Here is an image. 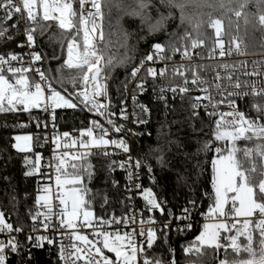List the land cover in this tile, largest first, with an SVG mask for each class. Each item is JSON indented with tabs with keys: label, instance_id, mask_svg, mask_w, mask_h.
<instances>
[{
	"label": "snow or ice",
	"instance_id": "snow-or-ice-1",
	"mask_svg": "<svg viewBox=\"0 0 264 264\" xmlns=\"http://www.w3.org/2000/svg\"><path fill=\"white\" fill-rule=\"evenodd\" d=\"M74 3L76 0H22L23 7L21 8L14 0L0 2V9L5 11V16L0 17V41L12 38L8 33L9 27H19L17 23L12 25L6 23L7 20H13L16 13L21 14V17L26 21L27 44L20 45L21 47L35 48L36 31L38 29L43 31L44 28L50 26L41 24V19L45 22H54L61 30L59 39L62 47L66 45V58H63V65L68 69L76 70L75 75L70 76V80L82 88L72 94L73 98H65L51 86L50 82H47L46 74L39 68L35 69L40 76L39 82L27 76L31 66L28 68L22 66V55L14 52L6 55L0 54V113L21 111L30 113L32 109L49 112L51 109L49 114L55 121L57 108L76 109L83 105V109L106 117L107 123L112 126V129L121 132L123 125H117L112 119L116 113L110 111L111 101L106 86L109 74L105 69L114 68L117 63H124V60L116 61L109 55L111 42L106 39L103 31L104 3L102 0H78L79 11L74 8ZM164 3L166 7L175 8L180 12L181 21L192 26L195 36L186 33L180 37L183 42L180 46L175 43H169L167 46L159 42L154 43L152 52L141 60L139 67H135L131 71L130 81L137 80L141 68L146 62L155 64L157 61L171 60L172 56L167 54L169 51L172 54L180 53L182 59L191 61L193 50L198 47H208V42H210L209 58H215L216 49L220 50V57L231 56L233 52L236 55L247 54L246 46L242 48L243 40L239 35L241 20L245 26L249 24L253 27L259 26L260 30L264 31V0H164ZM191 7L200 9V11L196 15H191L189 13ZM252 7H255V12L250 10ZM37 8L42 10V14L35 11ZM149 8L150 0H132V3L125 7V11L126 14L138 16L142 21L148 23L150 32L161 31L169 17L161 16L155 23H151V18L148 15ZM204 9L208 11H204ZM232 17H235L236 20L234 21ZM225 20L227 24H225ZM205 25L213 30V35H207L202 31ZM233 25L236 27L235 35L232 33ZM224 36L232 37L228 41L227 51H225ZM101 45L103 46L101 47ZM28 54L32 57L33 63L42 60L41 55L35 51ZM13 62H17L21 66H16ZM239 63L241 67H245L243 61ZM260 64L261 62H253L252 71L243 72V75H264ZM207 67V65L191 63L179 65L173 63L171 69L165 66L159 69V72L154 67H147L146 73L139 75V82L135 84L131 98L133 103H136L137 93L142 94L146 91L147 77L153 79L157 75L164 77L169 70L184 78L183 86L173 87L170 91L174 94L177 92L187 94L193 89L187 87L189 79L185 73L189 71L192 73L190 83L195 86L196 90L205 93L203 96L193 98L196 101L191 105L194 115H199L195 111L197 109L203 108L208 111L211 108L212 111L208 112V115L219 116V119L214 121V140L225 141L226 146L223 151L220 147H216L218 158L212 160L214 203L208 209L207 218L213 222L203 225V230L195 238V241L184 248L185 254L196 257L190 264H200V257L206 254V248L215 249L217 253L220 249H224L223 259L217 255L219 264H264V168H258L256 161L257 157L264 160V108L257 106L256 111L259 113L260 119L249 118L246 113L236 109L235 100L231 99L249 94L264 96V89L256 87L255 82L242 81L239 77L233 81L231 72H226L225 76H221L217 72L214 81L221 82L210 84L206 78L199 74ZM219 67L228 70L235 68L236 65L222 63ZM5 72L10 75L6 77ZM13 80L14 82H12ZM225 80L226 84L222 82ZM130 81L124 82L125 90H127ZM248 89L251 91L249 92ZM164 91L166 89H161L160 99H165ZM217 96L221 99H216ZM101 97L108 102H102ZM205 100L207 103L203 102ZM221 104H227L233 111L229 112L227 116L223 112H219ZM140 107L143 112H148L147 107L143 105ZM119 116L122 120L129 119L126 107L121 108ZM227 117H231V119ZM134 122L146 123L143 119ZM92 125L80 133L81 137L88 139L77 140L71 138L69 133H63L65 140L62 147L64 149L75 145H78L79 149H83V151L75 153L64 151L60 156L54 157L58 161L55 164L56 171L60 173L56 177L57 188L60 189L64 185L73 187L57 195L59 204L64 206L59 212L53 211L51 189L48 187L41 189L43 194H38L35 200L37 210L35 213H30L33 231L37 233L49 230L60 231L61 239L64 235L68 236L70 243L68 245L61 243L59 249L64 264H137L138 259L141 258L143 264H167L159 259H149L144 256L146 250L152 249L156 243L157 230L145 229L143 221H141L140 235L145 237L143 243L147 249L136 243L134 234L121 235L119 232L110 233L103 229L96 230V225L93 223L96 218L90 210V201L87 200L89 190L83 179L85 175L89 179L93 175L89 158L100 154L92 152L91 149H104L103 155L108 156L111 155L107 151L109 146H114L124 153H128L129 148L123 139H108L110 129H105L97 121H93ZM25 126L21 125V127ZM37 126H39V122ZM13 139L15 143L12 147L17 152L32 151L33 137L31 135H16ZM59 139L60 136L57 134L51 141L57 148L61 147L60 144H57ZM69 140L71 143L68 142ZM240 140L254 141L255 147L241 148L237 143ZM206 147L211 150V145H206ZM70 159L80 162L69 163ZM40 160V155H36L35 161L25 157V167L28 169L24 173L25 176L34 175ZM130 164L131 158L128 161V165ZM120 167L128 171V178L132 180L133 173L130 167H126L124 163ZM135 167L140 168L141 164L137 162ZM135 187L140 189L141 185L136 184ZM230 193L232 195H229ZM143 195L149 212L159 211L161 215L164 214L163 204L150 190H143ZM69 203L71 204L70 209ZM229 205L230 207H228ZM193 206H195L194 202ZM56 216L60 218L58 225L54 222ZM253 217L255 219H252ZM180 219H191L190 210L185 209L184 216ZM135 222L133 218L120 220L113 218L108 222L99 221L100 224L116 223L125 224V226L127 223ZM82 227L93 228V235L102 237V239L92 240L86 235L79 234L77 230ZM164 227L168 228L169 225L165 224ZM186 227L191 228L192 225L189 224ZM22 230V228H14L12 224L7 223L4 214L0 212V232L11 233ZM254 232L259 235L258 241L254 240ZM28 239L36 247L55 243L50 237L43 234L29 236ZM98 245H102V247ZM18 247L19 244L15 238L8 240L7 243L0 242V264H6L7 248L16 251ZM103 249L114 253L116 261H112L107 255H104ZM230 256L231 258H229ZM171 264H175V261H171Z\"/></svg>",
	"mask_w": 264,
	"mask_h": 264
},
{
	"label": "trees",
	"instance_id": "trees-1",
	"mask_svg": "<svg viewBox=\"0 0 264 264\" xmlns=\"http://www.w3.org/2000/svg\"><path fill=\"white\" fill-rule=\"evenodd\" d=\"M113 1L112 6L103 7V31L106 39L111 42L109 55L116 61L124 60V63H117L114 68L106 69L109 74L108 97L112 105L119 106L125 99L124 82L128 81L134 64L149 53L152 44L159 42L167 46L169 43H175L180 46L183 43L180 37L186 33H191L194 37L195 32L191 25L181 21L177 9L166 7L164 0H150L148 15L151 23H155L161 16L169 17L164 29L154 33L149 31V24L140 17L126 14L125 7L131 4L132 0ZM74 8L79 11L78 0L74 3ZM250 10L256 11L255 7ZM199 11L200 9L195 7L189 9L191 15H196ZM0 17H3L2 12ZM232 19L236 20L235 17ZM6 23L11 25L7 21ZM40 23L50 25L43 31L38 29L35 33V48L42 57L43 72L57 91L71 99L73 89L80 85L73 84L70 80V76L75 75L76 70L63 65L66 45L63 47L61 45L59 39L61 30L54 22H45L41 19ZM239 24V35L247 51L264 52V31L260 30L259 26L253 27L251 24L245 26L242 20ZM202 31L207 35H213V30L206 25ZM234 32L235 25L232 27V33ZM8 33L12 38L0 41L1 53L17 49L19 42L17 28L9 27ZM167 78L146 79L148 89L141 97L147 104L148 112L141 114L146 123L139 128L134 147L135 155L141 163L142 189L150 190L164 207L163 215L159 211L149 212L144 200L143 211L145 215L151 214L162 221L172 220L185 207L191 208L192 213L197 215L213 205L212 159L218 157L216 147L223 151L226 146L225 141L214 140L213 116L204 113L194 115L191 107L193 97L190 93L167 103L155 100L149 95L151 87L163 81L168 82ZM82 109L83 105L76 109L57 108L55 114L61 128L83 127L89 117V111ZM37 119L38 112L35 109L30 113L22 111L0 113V212L4 214L7 223L23 230L33 224L30 213L37 210L35 204L36 196L39 194L35 186L37 171L33 176L24 174L28 170L25 167V157L34 161L38 152L33 128ZM20 133L32 134L34 147L31 152H17L12 147L13 137ZM237 143L241 148L255 147L254 141L240 140ZM206 145H211V150ZM89 161L93 175L90 179L85 175L83 179L89 190L87 200L90 201V210L94 216L106 215L111 210L119 216L125 215L128 209L125 180L123 174L116 169V159L97 155L89 158ZM256 161L258 168H264V160L257 157ZM79 162L75 160L71 163ZM200 232L197 227L191 231L163 227L158 232L153 248L145 247L147 249L145 255L149 259H159L167 264H171V261H175V264H190L196 257L186 255L184 248L192 244ZM258 239V233L254 232V240ZM15 240L19 247L16 251L6 249V264H63L54 244L31 247L24 239ZM242 242L246 243L243 240ZM228 251L231 252L230 249ZM205 253L200 257V264H219L217 255L220 259L224 258V249L217 253L215 249L206 248ZM109 254L112 258L115 257L114 254Z\"/></svg>",
	"mask_w": 264,
	"mask_h": 264
},
{
	"label": "built area",
	"instance_id": "built-area-1",
	"mask_svg": "<svg viewBox=\"0 0 264 264\" xmlns=\"http://www.w3.org/2000/svg\"><path fill=\"white\" fill-rule=\"evenodd\" d=\"M0 2H2V0H0ZM14 2L17 5H19L21 8L23 7L22 0H14ZM102 2L104 3V7L112 6L114 4L113 0H102ZM35 11L40 12L42 14V10L39 8L35 9ZM0 12L3 13V17H4L5 11L0 9ZM7 22H9L11 25L13 23H17L19 25V27L17 28V34L19 36V42H18L16 50L8 51L5 53L0 52V54L6 55L8 53L14 52L18 55H22L23 56L22 66L25 68H28L29 66H31V70H29L27 72V76H29L33 80L39 82L40 76L35 71V69L39 68L40 71L43 72L42 60L33 63L32 57L28 54L32 51H35L38 54H39V52L36 50V48L30 49L26 46H24V47L20 46V45H26L27 44L26 35H25V28H26L25 19H23L21 17V14L16 13L14 15L13 20H7ZM48 22H52V21H48ZM235 33H236V27H235V32L233 33V35H235ZM231 38H232L231 36H228V37L224 36L223 37V39L225 41V51H227V49L229 47L228 41ZM5 39H8V38H5ZM155 43H157V42H155ZM243 47H245L244 44H242V48ZM210 48H211V43L209 42L208 47H198L195 50H193L191 61L186 60V59H182L180 53L172 54L171 51H169L167 54L172 56L171 60L157 61L155 64H153L152 62H146L144 67L141 68V73L139 75H144L146 73L147 67H154L157 69V72H159V69H161L165 66H168L169 69H171V66L173 65V63H175L176 65H179L181 63H183V64L191 63V64H195V65H207L208 66L206 70H201L199 74L202 77L206 78L210 84L213 82H221V81H214V77L216 76L217 72H219V74L221 76H225L226 72H231L233 81H235L236 78L239 77V79H241L242 81L255 82L256 87L264 89V83H262V81H264V75H260V76L243 75V72L252 71L253 62H261L260 69L262 72H264V52H253L252 53V52H248L246 49L247 54H245V55H236L235 52H233V54L231 56L226 55L225 57H220L219 56L220 50L216 49L215 58H209V49ZM151 52H152V46L149 50V53H151ZM65 58H66V56H65ZM241 61H243L245 63V67L240 66L239 62H241ZM222 63L235 64L236 67L225 70L222 67H219V65ZM13 64L16 66H21L20 64H17V62H13ZM140 64H141V61L135 63L134 66L132 67V70L135 67H139ZM105 71H106V69H105ZM185 74L189 79V83H188L187 87L190 89H193L191 92H189L192 95V97L194 98L196 96L205 95V93H203L199 90H196L195 86L190 83L191 78H192V73L189 71V72H186ZM5 75H10V74L5 72ZM139 75H138V78L136 81H130V76H129L128 81H130V82L128 83L127 90H125V88H124L125 99L121 102V104L119 106H115V105L111 104L110 111L116 113V115L113 116L112 119L115 121V123L117 125H123V129L121 132H116L115 130H113L112 126L107 123L106 117L96 115L93 112H89V117H88L87 122L85 123V125L83 127L72 128V129H62L57 118H56V114H55V121H53L51 115L49 114L51 112V109H49V112H44L40 109H35L38 112V119L34 122L33 128L35 131L34 133H35V139H36V146H37V150H38L37 155H40V157H41V160H40L39 165H38V170H37L36 175H35L36 176L35 177V186L38 189L40 195L43 194L41 191V189L43 187H48L51 189L50 195H51L52 204L54 206L53 207L54 212H59L63 208V206L59 204V200L56 198L57 195L62 194V193H61V188L58 189L57 184H56V177L58 175H60V173H58L56 171L55 164L58 163V161H56L54 159V157L60 156L64 151H68L70 153L83 151V149H79L78 145H75L69 149H64L62 147V144L65 140V137H63V133L67 132V133H69V136L71 138L77 139V140L88 139L87 137H81L80 133H81V131L87 130L88 128L92 127L93 121H97L105 129H110L109 135L107 137L108 139H110V140H112V139H117V140L123 139L128 145V148H129L128 153H124L122 150L115 148L114 146H109L107 148V151L109 153H111V155H108V156L114 157L116 159V162H117L116 169L119 170L124 176L125 198L127 199V202H128V209H127V212L125 213V215H123V216L117 215L115 213V211H113V210L109 211L106 215H103V216H94L96 219L93 221V223H94V225H96V230L103 229L104 231H107L110 233L119 232L121 235L134 234L136 243L145 248V247H147L143 243L145 240V237L140 235L141 221L144 222L143 226L145 229H149V228L156 229L157 235H158V232L164 227L165 224H168L170 227H173L174 229H177L180 231H191L194 227H197L200 231H202L203 225L205 223H212L213 221L209 220L207 218L208 210L204 211L200 214L194 215L192 213L191 208H187V207L183 208L181 210V212L172 220H163L162 221L160 219L155 218L151 214H149L148 216L145 215L143 208H142V202L145 200L144 195H143V189H142V172H141V167L140 168L135 167V164L137 162L140 163V161L137 159V157L135 155V149H134L135 138L138 134V130H139V128H142L145 125V123H135L134 121L139 120V119H143L141 114L144 112L142 111L140 105L147 107V104L144 102V100L141 96L143 94H145V92L147 91L148 85L146 84V91L145 92H143L142 94L139 92L137 93L136 103H133V100L131 98L132 90L135 87V84L139 82ZM165 77H168L166 79V80H168V82L163 81V82L157 84L156 86L150 88L149 95L153 99L158 100V101L163 102V103H167L169 101L179 99L180 97L186 95V94H180L179 92L174 94L173 92L170 91V89L173 87L183 86V80H184L183 77H181L179 75H175L171 70H169L166 76L160 77L159 75H157V77L155 79H163ZM147 79L152 80L153 78L147 77ZM173 79H175V80H173ZM47 82H50L51 86L53 88H55L50 79L47 78ZM222 82L225 84L227 83L226 80L222 81ZM106 86L108 89V80H107ZM161 89H166V91H164V93H163V95L165 96V99H160ZM80 90H82V88L80 86H78V87L73 89V93L80 91ZM213 91H215V90L213 89ZM248 91L250 92L251 89H248ZM189 93H187V94H189ZM100 99L102 102H105V103L108 102L103 97H101ZM216 99L219 100V99H221V97L217 96ZM231 99L235 100V107L237 110L246 113L249 118L260 119L259 113L256 111V109H257V106L264 108V96H256V95L249 94L247 96L233 97ZM194 102H196V101L193 99V103ZM203 102L207 103L206 100ZM123 107L127 108V112H128V116H129V119H127V120H122V119H120V116H119L120 110ZM195 111H197L198 113L208 114V112L212 111V109L209 108L208 111H205L203 108H200V109H197ZM218 111L223 112L227 116V114L229 112L233 111V109L230 108L227 104H221L219 106ZM227 118L231 119V117H227ZM217 119H219V116H213V121H215ZM38 122H39V126H37ZM45 125H47V127H45ZM214 126H215V123H214ZM57 134L60 136V139L57 141V144L61 145V147H59V148H57L51 142L52 139L54 138V136ZM68 142L71 143V140H69ZM91 151L96 152V153H100L99 155H103L104 149H91ZM94 156H97V155H94ZM94 156H91V157H94ZM129 158H131V164L130 165H128ZM34 161H35V159H34ZM73 161H75V160L70 159L69 163H71ZM122 163H124L126 165V167H130V169L133 173L132 180H129V178H128V171H126L124 168L120 167V165ZM136 184H140L141 188L137 189L135 187ZM228 207H230V205ZM185 209L190 210L191 219H180L181 217L184 216V210ZM113 218H115L116 220H120L122 218H133V219H135L136 222L135 223H127V226H125V224H116V223H111V224H108V223L100 224L99 223V221H105V222L112 221ZM59 219H60L59 216L55 217L54 222L57 223V225H58ZM81 219H82V217H81ZM239 219L242 220L243 218H239ZM252 219H255V217H253ZM77 222L79 223L80 221H77ZM189 224L192 225L191 228L186 227V225H189ZM64 231H68V230H64ZM77 231L79 232V234L86 235L92 240L102 239V237H96L93 235L94 230L91 227H82V228L78 229ZM38 234L46 235V236L50 237L53 241H55L54 245L57 247L58 252H59V249L61 247V243H63L64 245H68L70 243V240L68 239L67 235H64L63 239H61V232L60 231L49 230L47 232L41 231L40 233H37V232L33 231L32 225L29 228L22 230L21 232H15V231H13L11 233H8L6 231L0 232V242L7 243V241L12 239V238L24 239L28 242V244L31 247H36L28 239V237L29 236H35ZM98 246L102 247V245H98ZM103 253H104V255H107L110 260L116 261V257L112 258L111 255L109 254L111 252H108L107 249H103ZM112 254H114V253H112ZM144 256H146L145 253H144ZM59 257L61 259L60 252H59ZM61 262L64 264V261L62 259H61ZM137 264H143L142 258L138 259Z\"/></svg>",
	"mask_w": 264,
	"mask_h": 264
},
{
	"label": "rangeland",
	"instance_id": "rangeland-1",
	"mask_svg": "<svg viewBox=\"0 0 264 264\" xmlns=\"http://www.w3.org/2000/svg\"><path fill=\"white\" fill-rule=\"evenodd\" d=\"M7 77V76H6ZM12 82H14V80L12 81ZM62 95V94H61ZM65 97V96H64ZM66 98V97H65ZM218 157H214L213 159H217ZM212 159V160H213ZM213 175H214V172H213V166H212V180H213ZM73 186L72 185H64L62 188H61V193H64L65 191H67V190H70L71 188H72ZM212 190H213V188H212ZM229 195H232L231 193L229 194ZM213 196H214V192H213ZM63 206V205H62ZM64 207V206H63ZM68 207H69V209L71 208V204L69 203V205H68Z\"/></svg>",
	"mask_w": 264,
	"mask_h": 264
},
{
	"label": "crops",
	"instance_id": "crops-1",
	"mask_svg": "<svg viewBox=\"0 0 264 264\" xmlns=\"http://www.w3.org/2000/svg\"><path fill=\"white\" fill-rule=\"evenodd\" d=\"M16 135H31L32 136V134H30V133H20V134H16ZM15 135V136H16ZM33 137V136H32ZM14 143H15V141H14ZM33 143V142H32ZM34 144V143H33ZM34 147V146H33ZM33 149V148H32Z\"/></svg>",
	"mask_w": 264,
	"mask_h": 264
}]
</instances>
